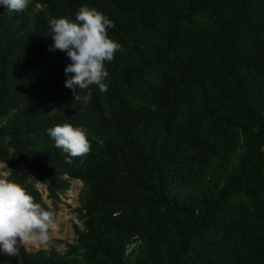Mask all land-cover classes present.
Returning a JSON list of instances; mask_svg holds the SVG:
<instances>
[{
	"label": "trees",
	"instance_id": "obj_1",
	"mask_svg": "<svg viewBox=\"0 0 264 264\" xmlns=\"http://www.w3.org/2000/svg\"><path fill=\"white\" fill-rule=\"evenodd\" d=\"M82 4L119 44L144 38L114 54L113 112L95 85L65 87L71 61L50 50L49 21ZM65 122L90 141L70 163L46 131ZM0 163L50 213L33 180L53 202L70 180L87 191L63 253L18 247L0 264H264V0L0 6Z\"/></svg>",
	"mask_w": 264,
	"mask_h": 264
},
{
	"label": "clouds",
	"instance_id": "obj_2",
	"mask_svg": "<svg viewBox=\"0 0 264 264\" xmlns=\"http://www.w3.org/2000/svg\"><path fill=\"white\" fill-rule=\"evenodd\" d=\"M28 4L29 0H0V6L10 13L23 12ZM49 23L53 41L50 50L65 51L71 61L64 68L65 87L84 89L95 85L99 92L106 91L105 62H111L120 48L107 34L113 21L103 12L82 4L74 19L61 16L52 18ZM68 73L73 75L68 76ZM46 131L54 145L67 153L65 160L69 163L72 157L90 150V141L80 126L65 122ZM51 216L22 185L0 179V253L16 255L21 243L46 241Z\"/></svg>",
	"mask_w": 264,
	"mask_h": 264
},
{
	"label": "rangeland",
	"instance_id": "obj_3",
	"mask_svg": "<svg viewBox=\"0 0 264 264\" xmlns=\"http://www.w3.org/2000/svg\"><path fill=\"white\" fill-rule=\"evenodd\" d=\"M43 7L36 6V10H40ZM74 13H58L52 18L56 17H67L70 19H74ZM51 19V18H50ZM144 38H137V37H129L127 36L122 43H120V48L114 53L120 56L123 60L125 57H129L134 55L135 52L138 51L140 44L143 42ZM124 57V58H123ZM115 61V57L111 62H105V68L107 73H110V68H112ZM106 82L108 81V75L105 78ZM108 84V82H107ZM103 101L105 108L109 112H113L112 104L109 100V87L104 92H99ZM194 102V94L189 91L185 94V101ZM133 106L140 110L141 108L133 104ZM201 135L210 139V140H218V138L210 132L208 128L201 129ZM8 174V170L3 163H0V179H6ZM34 186L39 190L41 193L43 201L51 208L52 216L51 221L48 227V239L44 242H32V243H21L18 247H23L29 252H34L37 250H50L54 249L58 253H63L66 248V244L74 243L75 236L73 233L74 226L81 228L82 224L77 218V209L81 206L84 202L87 191L84 188V185L79 180H70L69 181V188L65 191L59 192L57 194L56 201H51L47 198V192L41 183L38 181L33 180ZM107 213V210H102L97 213V215H104ZM0 256L6 257L11 260H16L15 255H6L0 253Z\"/></svg>",
	"mask_w": 264,
	"mask_h": 264
}]
</instances>
